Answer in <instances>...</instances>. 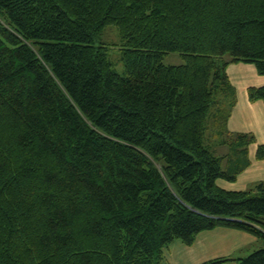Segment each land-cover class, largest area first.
Instances as JSON below:
<instances>
[{"label": "trees", "instance_id": "16d2710c", "mask_svg": "<svg viewBox=\"0 0 264 264\" xmlns=\"http://www.w3.org/2000/svg\"><path fill=\"white\" fill-rule=\"evenodd\" d=\"M237 64L264 77V0H0V264H163L218 228L264 242V183L217 185L257 143L227 128ZM232 261L264 248L204 264Z\"/></svg>", "mask_w": 264, "mask_h": 264}, {"label": "crops", "instance_id": "0c3cea01", "mask_svg": "<svg viewBox=\"0 0 264 264\" xmlns=\"http://www.w3.org/2000/svg\"><path fill=\"white\" fill-rule=\"evenodd\" d=\"M231 85L236 90L237 102L227 128L232 133L252 134L257 143L248 149L250 166L235 183L219 180L217 185L231 192H245L255 184L264 183V161L256 160L258 145L264 146V103H250L248 90L264 87V77L258 75L253 65H231L226 71ZM263 241L257 237L233 229L218 228L200 233L192 246L176 241L164 250L163 264H204L218 259H245L263 249ZM226 264H238L232 261Z\"/></svg>", "mask_w": 264, "mask_h": 264}, {"label": "rangeland", "instance_id": "374dc122", "mask_svg": "<svg viewBox=\"0 0 264 264\" xmlns=\"http://www.w3.org/2000/svg\"><path fill=\"white\" fill-rule=\"evenodd\" d=\"M118 34L119 33L114 26L108 27L101 36L100 41L108 43L110 45L109 60L113 65V69L118 74H123L124 65L123 61L121 60V42ZM162 63L165 66H180L184 64V61L181 58L180 54L172 53L164 56ZM262 243L263 244H261V246H264V242Z\"/></svg>", "mask_w": 264, "mask_h": 264}]
</instances>
